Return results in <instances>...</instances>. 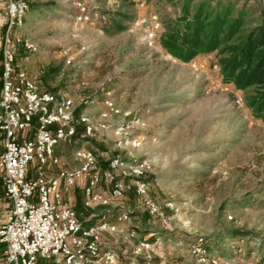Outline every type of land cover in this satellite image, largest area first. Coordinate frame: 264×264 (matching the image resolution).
Instances as JSON below:
<instances>
[{
    "label": "rangeland",
    "instance_id": "rangeland-1",
    "mask_svg": "<svg viewBox=\"0 0 264 264\" xmlns=\"http://www.w3.org/2000/svg\"><path fill=\"white\" fill-rule=\"evenodd\" d=\"M74 1L27 0L20 32L34 51L16 59L38 89L73 99L76 120L83 114L96 122L107 99L127 115L110 116L108 128L89 139L77 125L76 144L63 149L71 168L80 146L94 152L101 169L104 153L146 163L147 196L159 215L149 216L132 192L114 212H132L130 229L138 241L147 239L149 258L135 255L123 236L105 237L101 251L117 264H264V122L245 105L253 89L225 81L215 53L186 61L163 47L165 25L178 10L167 0H142L143 8L131 0H77L89 16L85 23L75 19ZM236 3L264 7V0ZM5 5L0 0V39ZM151 12L162 28L149 44L133 23ZM121 125L126 134L119 136L112 128ZM9 207L0 194V224Z\"/></svg>",
    "mask_w": 264,
    "mask_h": 264
},
{
    "label": "built area",
    "instance_id": "built-area-1",
    "mask_svg": "<svg viewBox=\"0 0 264 264\" xmlns=\"http://www.w3.org/2000/svg\"><path fill=\"white\" fill-rule=\"evenodd\" d=\"M131 1L139 8L145 6L142 0ZM73 5L77 22H89L82 3L76 0ZM28 13L27 0H6L0 39V182L3 198L10 207L0 224L3 264H117L114 254L100 249L102 240L109 236L126 237L134 243L135 255L145 253L149 258L147 239L138 241L130 229L132 212L120 207L114 212L118 201L132 192L149 216L159 215L156 203L147 196L145 161L124 163L118 156L104 153L101 156L107 159V166L101 169L94 152L80 146L72 155L74 167L59 169L55 177L46 174L48 167L61 164L55 148L76 144L77 125L82 128L81 138L89 139L108 128L104 122L110 116L127 115H121L107 99L96 122L83 114L76 120L71 97L36 87L16 59L19 50L24 54L34 51L31 40L20 32ZM133 25L144 29L149 44L162 28L156 12L141 15ZM28 58L25 55L23 60ZM208 58L211 60L212 55ZM212 68L217 70V64ZM83 86L80 82L78 87ZM125 128L121 125L112 129L122 136L126 134ZM29 131L33 132L32 139L19 137ZM81 181L82 207L89 211V221H93L89 224L78 218L61 190V185L71 189ZM198 241L201 243L202 239Z\"/></svg>",
    "mask_w": 264,
    "mask_h": 264
},
{
    "label": "trees",
    "instance_id": "trees-1",
    "mask_svg": "<svg viewBox=\"0 0 264 264\" xmlns=\"http://www.w3.org/2000/svg\"><path fill=\"white\" fill-rule=\"evenodd\" d=\"M237 1L167 0L178 10L165 25L162 45L173 56L186 61L198 53H215L225 81L241 90L253 89L245 98V105L256 119L264 122V7L246 9L245 5L238 6ZM29 132L32 139L33 132ZM1 254L0 245L3 264Z\"/></svg>",
    "mask_w": 264,
    "mask_h": 264
},
{
    "label": "crops",
    "instance_id": "crops-1",
    "mask_svg": "<svg viewBox=\"0 0 264 264\" xmlns=\"http://www.w3.org/2000/svg\"><path fill=\"white\" fill-rule=\"evenodd\" d=\"M31 132L21 133V139H29ZM64 145H59L55 148V155L60 158L61 164L58 167H48L46 170V174L49 177H55L59 169L63 168H71L66 160L65 152H64ZM2 151L1 140H0V152ZM32 170V167H31ZM82 186L83 182H78L74 188L71 189H64L63 185H61L62 195L65 201H67L75 210L78 218L84 221L85 224L92 223L93 221H89L88 215L89 211L85 210L82 207ZM0 194L3 196V189L0 186ZM4 221V220H3ZM2 255V254H1ZM53 264V263H52Z\"/></svg>",
    "mask_w": 264,
    "mask_h": 264
}]
</instances>
